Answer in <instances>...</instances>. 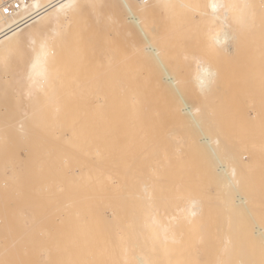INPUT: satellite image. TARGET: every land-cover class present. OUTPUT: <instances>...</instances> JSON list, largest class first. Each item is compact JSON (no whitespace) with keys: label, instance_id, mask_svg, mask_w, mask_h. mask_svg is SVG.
I'll use <instances>...</instances> for the list:
<instances>
[{"label":"bare ground","instance_id":"obj_1","mask_svg":"<svg viewBox=\"0 0 264 264\" xmlns=\"http://www.w3.org/2000/svg\"><path fill=\"white\" fill-rule=\"evenodd\" d=\"M52 1L55 0H38L28 13H35ZM61 2L66 0L46 8L40 16L22 27L12 28L18 23L17 18L0 23V58L14 53L18 42H23L26 49L24 61L12 59L7 67L0 64L1 108L12 112V102L6 101L11 89L16 94L13 97L18 105L13 114L5 113L0 117V161L5 162L0 176L6 183L17 185L28 181L24 172L16 171L22 162H28L30 171L33 151L19 161L12 159L13 148L15 145L28 148L32 141L27 136L29 129L41 128L44 140L41 153L36 154L39 160L32 173L37 176L42 172L43 178L41 182L29 180L32 191L30 204L25 206L19 222L20 225H32L33 229L35 226L42 230L47 264H134L139 259L147 264H264L262 251L256 246L264 247V226L252 217L257 195L254 192V197L251 193L245 195L243 191L245 174L251 164L259 160V146L239 148L229 132L230 127H223L226 131L222 129L226 120H223L224 124L221 120L222 126L213 120L217 114L223 117L230 111L227 118L237 116V108H234L240 91L236 90L237 54L243 49H261L264 52V0H215L235 8L229 12L227 20L223 10H218V18L214 21L209 7L214 0H74L78 8L60 10ZM138 2L145 5L143 14L135 7L131 10L125 7V4L135 5ZM37 4L39 7H34ZM189 4L200 5L199 10L206 15L193 20L191 9L182 7ZM100 6L108 12L103 26L95 13ZM133 14L148 26L147 38L140 26L130 19ZM223 32L227 33L226 42L215 43L213 36ZM33 35H56V54L54 60H50L54 79L50 84H44L43 89L39 82L33 85L27 79L34 55L28 46V38ZM172 51L175 56L168 57L166 52L170 54ZM94 62L101 69H96ZM175 63L172 69L171 65ZM182 63L185 65L181 66ZM176 68L181 69V74L178 71L175 75ZM209 70L215 73L214 81L210 87L202 89L201 81L207 85ZM186 78L190 82L186 83L187 86L192 85V89L188 87L190 90L186 87L187 91L183 90L185 86L179 85L181 82L186 85V81L181 80ZM238 82L240 84L241 81ZM159 86L166 88L163 89L166 95L170 93L168 97H163L164 91L162 93L163 89ZM225 86H234L237 91L235 98L231 93L227 94ZM224 89L226 92H222ZM157 90L161 93L159 91L158 94ZM171 93L178 96L173 97ZM186 93L195 99L202 96L203 108L208 101L209 105L206 103L205 107L212 114L218 105L222 107L218 111L215 109L217 113L211 119V112L204 109L209 114L207 116L206 112L199 111L202 110L198 102L201 99L196 100L200 105L194 102L195 106L193 97L192 101L191 98L190 101L185 100L189 98ZM250 94L249 97L253 98L246 100L251 110L248 111L253 117L264 115V82L254 84ZM159 95L164 101L158 99ZM168 98L175 101L167 103L165 100L168 101ZM231 101L234 105H230ZM163 102L174 104L166 107ZM220 103L227 105L226 109ZM169 114H175L176 118L173 120ZM14 115L21 120L15 128L11 122ZM206 118L216 126L210 125ZM190 124L196 126L202 136L193 126L188 127ZM177 127L189 136L190 131H196L195 134L199 135L196 140L186 137L193 142V146H199L198 150L197 147L196 150L191 148L192 142L184 141V137L179 140L181 138L177 137L174 129ZM212 128L220 130L216 133L210 130ZM223 131L232 136L228 135L231 141L234 140L236 146L233 147L239 148L237 152L232 151V147L228 149L230 153L225 159L220 157L224 156L222 149L226 145L217 149L214 144L221 139L213 137L216 133V136L220 134L225 139ZM14 134L21 136L16 139ZM226 139L229 140L227 135ZM122 145L131 149L132 155L126 156L127 151H119ZM159 145H162L161 148H158ZM202 148H205L204 151ZM261 149L264 150V146ZM168 151L173 154H168ZM185 151L190 155L198 152L195 159L192 155L191 163L194 159L192 164L195 166L198 161L199 167L190 163L193 169L190 174L195 176L198 172L199 177L203 175V180L198 182L197 175L194 178L189 175L191 180L186 183L181 180L176 183L174 191L171 188L169 195L159 196L162 168L170 165L173 155ZM206 153L208 159L212 156L215 160L206 159ZM199 155H204L206 159L199 158L203 166L199 164V159L196 160ZM203 162H209L208 169L211 167L214 171L209 169L211 173H207L209 171ZM201 166L206 172L203 168L199 169ZM131 171L135 173H131L128 181ZM212 172L215 173L212 176H216L215 183L211 182L213 192L208 193L211 191L206 188L209 185L206 179L214 181L213 177H208ZM214 184L217 186L215 189ZM203 186L207 193L204 189L201 191ZM215 190H220V195L218 191V194L214 193ZM258 195L260 197L261 193ZM213 200L220 204V207L217 206L220 211ZM209 208L214 209L215 215L218 211L220 219L226 217L221 220L223 225L219 224L221 234L220 237L216 234L220 240L218 243L213 242L212 237L209 240L210 234L215 238L214 227L210 229L208 225L212 211H207ZM192 211L196 212L195 216L191 215ZM228 211H231L230 216ZM213 214L211 217L215 218ZM2 216L0 211V222ZM205 216L208 222L205 224L210 226L208 230L203 225ZM236 216H239L238 219ZM249 216L255 225L251 228L241 226L240 221L246 217L250 219ZM211 230L213 233L207 234Z\"/></svg>","mask_w":264,"mask_h":264},{"label":"rangeland","instance_id":"obj_2","mask_svg":"<svg viewBox=\"0 0 264 264\" xmlns=\"http://www.w3.org/2000/svg\"><path fill=\"white\" fill-rule=\"evenodd\" d=\"M96 14H97V16L102 20V22L100 23L102 26L103 25H105V19L107 18V16H108V12H107V10H106V8L104 7V6H100L97 10H96V12H95ZM95 14V15H96ZM171 52V51H170ZM175 52H174V54H173V51H172V53H168V52H166V55L168 56V57H172V56H175ZM239 54V55H238ZM237 54V59H238V61H237V89L236 90H242L243 92H240V91H238L239 92V96H238V101L237 102H235L236 104V107H234V108H237L236 110H237V116H231L230 118H227L228 116H229V114H231V111L230 112H227V114L225 115V116H221L222 114H217V117H218V119H217V117L214 115V113L216 112L217 113V111L219 110L218 108L221 106V105H218L219 107L218 108H215V109H213V114H212V111L210 110V109H208L207 107H205V105H209V103H208V101L206 102V100L204 99V101L207 103H205L204 101V108H203V105H202V96H199L200 98H197V99H195L194 98V96H191V94H190V96H189V98L187 97V98H185V100H187L188 99V101H192V97L194 98V101H193V104H195V106L197 105V104H201L202 106V110H200L199 109V111L200 112H203V114H205L204 112H206V111H209V113L211 112V114H210V118H211V116H215V118L213 119L214 121H215V124H217L218 125V123H220V125L222 126V124H221V120H222V123H223V120L225 121L226 120V122H224V123H226L225 125H223L222 126V129L223 130H225V129H228L227 127L229 126L230 128H229V132H230V134H232V136H234L235 137V144L240 148H250V147H256V146H259V150L257 151L258 152V156H259V160L256 162H253L252 164H251V168L249 169V171H248V173H246L245 174V179H248V180H243V191L245 192V195H247V193L249 194V193H251L252 194V196L254 197V194L255 195H257L255 198H254V201H256V199L258 200V201H256L255 203V208L253 209V215H252V217L254 218V221H256V223H258V224H260V225H262V226H264V150H262L261 149V147L262 146H264V115H262V114H260V115H258V117L256 116V117H253L252 116V113L250 112L251 110L248 108V101H249V99L250 98H253V97H249V95H251L250 93H251V89H252V87H253V85L254 84H256V83H263L264 81V52H263V50H261V49H243V50H239V53ZM172 55V56H171ZM104 61V60H103ZM102 61V62H103ZM105 62V61H104ZM104 62H103V66H104ZM180 62V61H179ZM182 62V61H181ZM97 63V65H98V61L96 62ZM176 63H178L177 61H176ZM176 63L174 64V65H171V68L173 69V67L176 65ZM105 64H106V62H105ZM94 65H96L95 64V62H94ZM97 65H96V69L97 68H99V67H97ZM101 65V64H100ZM179 65H180V63H179ZM182 65H185V64H181V66ZM102 66V67H103ZM173 66V67H172ZM178 67V66H177ZM184 67V66H183ZM183 67H181L182 68V71H185V70H183ZM186 67V66H185ZM184 67V68H185ZM175 68V67H174ZM242 68V69H241ZM99 69H101V67L99 68ZM103 69V68H102ZM177 69V68H176ZM175 69V70H176ZM260 69V70H259ZM174 70V71H175ZM181 70V69H180ZM179 69H177V71H175V75L176 74H178V73H176V72H178L179 71V73L181 72ZM98 71H100V70H98ZM173 71V70H172ZM96 72H97V70H96ZM163 72L161 71L160 72V74H162ZM182 73H185V75H186V72H182ZM258 73V74H257ZM181 74V73H180ZM183 75V74H182ZM181 76V75H180ZM240 76V77H239ZM243 76V77H242ZM178 77V76H177ZM185 78V77H184ZM259 78V79H258ZM261 79V80H260ZM180 79H178V81H179ZM182 81H186L185 82V84L188 82V83H190L189 81H187V78H186V80L184 79H181ZM249 80V81H248ZM238 81H241L240 82V84H239V82ZM179 82H181V81H179ZM249 82V83H248ZM184 83H182L181 82V84L179 83V85H181L182 87L183 86H185V87H183V90H186L188 87H190V86H187V84L186 85H183ZM239 84V85H238ZM159 85V84H158ZM178 85V86H179ZM247 85V86H246ZM245 86V87H244ZM250 86V87H249ZM161 89H163L162 88V86H159ZM158 87V88H159ZM187 87V88H186ZM191 87H192V85H191ZM190 87V89H192ZM226 87V86H225ZM224 87V88H225ZM229 87H231V85H229ZM229 87H226L225 89L226 90H228V92H227V94H229V93H231V95H233V98H235L236 97V95H237V91H235V88H234V86L232 87V88H229ZM11 88H14V86H11ZM242 88V89H241ZM164 89H166V88H164ZM162 90V93H163V91H164V94H165V96H163V97H168V94H170V93H168L167 95H166V93H165V91L166 90ZM182 89V88H181ZM189 89V88H188ZM189 89V90H190ZM223 90L222 92H226V90ZM230 89V90H229ZM232 89H233V92H232ZM173 90V89H172ZM249 90V91H248ZM160 91V90H159ZM159 91L157 90V93L159 94ZM182 91V90H181ZM187 91V90H186ZM185 91V92H186ZM168 92H169V90H168ZM172 92V91H171ZM176 92V91H175ZM235 92V93H234ZM247 94H246V93ZM160 93H161V91H160ZM177 93V92H176ZM176 93L175 94H172L171 93V95H173V97H177V96H174V95H176ZM234 93V94H233ZM183 94H184V92H183ZM241 94V95H240ZM14 95H16L15 93H13V91H12V89L10 90V92H9V98L6 100V101H11L12 102V105H13V110H12V112H7V111H3L2 110V108H1V105H0V117H2L5 113H6V115L7 114H13L14 112H15V110H16V108H17V99L16 98H14L13 96ZM161 95V94H160ZM160 95H159V100L160 101H164V99H163V97H161L160 98ZM170 95V96H171ZM235 95V96H234ZM243 95L245 96V97H243ZM184 96H185V94H184ZM195 96L197 97V94H195ZM241 96V97H240ZM246 96L248 97V98H246ZM173 97H169V98H173ZM186 97V96H185ZM168 98V101L167 100H165L167 103L169 102V100L172 102V100L171 99H169ZM191 98V99H190ZM242 99V100H240V99ZM163 99V100H162ZM166 99V98H165ZM176 99H178V98H176ZM190 99V100H189ZM199 99H201V100H199ZM231 99V98H230ZM181 99H179L178 101H180ZM199 102H197V101ZM236 100H237V98H236ZM236 100H233V101H236ZM246 100H248V101H246ZM173 101H175V99L173 100ZM177 101V100H176ZM177 101V102H178ZM223 101H226V100H223ZM223 101H219V102H223ZM233 101H231V103H230V105H234V103L232 104V102ZM166 102H165V104H164V102H163V105H166ZM180 102H182V101H180ZM194 102H196V103H194ZM230 102V101H229ZM229 102L227 103L228 105H229ZM241 102H242V104H241ZM246 102V103H245ZM176 103V102H175ZM192 103V102H191ZM218 103V102H217ZM224 103H226V102H224ZM223 103V104H224ZM245 103V104H244ZM174 104V103H173ZM172 103L171 104H167L166 105V107H170L169 105H173ZM199 104V105H200ZM220 104H222V103H220ZM222 104V105H223ZM180 105V103L177 105L176 104V106H179ZM198 105V106H199ZM240 105V106H239ZM244 105H246L245 107H243ZM175 106V105H174ZM173 106V107H174ZM175 106V107H176ZM197 106V107H198ZM227 106V105H226ZM226 106H224L223 105V107L225 108ZM222 107V106H221ZM244 109H243V108ZM242 108V109H241ZM173 109V108H172ZM206 111H205V110ZM226 109V108H225ZM227 109H231V108H227ZM233 109V108H232ZM176 110V109H175ZM174 110V111H175ZM215 110V111H214ZM224 110V109H223ZM222 110V111H223ZM248 110H250V111H248ZM177 111V110H176ZM226 111V110H225ZM225 111H223L224 112V114L226 113ZM244 111V112H243ZM221 112V111H220ZM222 112V113H223ZM233 112H235V110L233 111ZM248 112V113H247ZM250 112V113H249ZM219 113V112H218ZM244 113H245V115H244ZM206 114H207V112H206ZM223 114V115H224ZM233 114H235V113H233ZM168 115V114H167ZM171 114H169V116H170ZM247 115V116H246ZM172 117V119L174 120V118H176V116H175V114H172L171 115ZM173 116H175V117H173ZM206 115H204V117H205ZM207 116H209V114H207ZM221 117H222V119H221ZM225 117V118H224ZM253 117V118H252ZM18 118H20V117H18ZM208 118V117H207ZM206 118V119H207ZM239 118V119H238ZM252 120H251V119ZM212 119V118H211ZM215 119H217V120H215ZM248 119V120H247ZM20 120V119H19ZM18 119H17V116L16 115H14L13 116V118H12V120H11V122H12V125H13V127L15 128L16 127V125H17V122L19 121ZM220 120V121H219ZM257 120V121H256ZM261 122H260V121ZM21 121V120H20ZM210 125H211V123H210V121H209V119H207L206 120ZM206 121H204L205 122V124H206ZM212 121V120H211ZM213 121V122H214ZM219 121V122H218ZM251 121V122H250ZM254 121V122H253ZM259 121V122H258ZM175 123H176V120L174 121ZM183 122V121H182ZM185 122V121H184ZM217 122V123H216ZM252 122H253V125H252ZM178 123H179V119H178ZM177 123V124H178ZM181 123V122H180ZM223 123V124H224ZM228 123V124H227ZM256 123H257V125H256ZM262 123V124H261ZM177 124H176V126H177ZM181 124H183V123H181ZM189 124V123H188ZM205 124H203V126L205 125ZM212 124H214V123H212ZM214 124V125H215ZM259 124V125H258ZM261 124V125H260ZM228 125V126H227ZM231 125V126H230ZM247 125H248V127H247ZM190 126H193V128L195 129V130H197L195 127L196 126H194V125H192V124H190L188 127H190ZM203 126H202V128H203ZM207 126H208V124H207ZM213 126V125H212ZM216 126V125H215ZM227 126V127H226ZM173 127H175L174 125H173ZM179 127V126H178ZM177 127V128H178ZM184 127L186 128L187 126H185V123H184ZM182 128V129H185V128ZM205 127H206V125H205ZM211 127V126H210ZM209 127V128H210ZM214 127V126H213ZM217 127H219L220 129H221V127L220 126H217ZM223 127H225V129L223 128ZM177 128H174V129H176V135H177V137L178 138H181V139H179L180 141H182L184 138V141H186V140H188V138L186 137V136H189V135H186V134H188L187 132H185V133H183V131L181 132L180 130H179V128L177 129ZM192 128V127H191ZM208 128V129H209ZM216 128V127H215ZM219 128H217V130L219 129ZM246 128V129H245ZM251 128V129H250ZM255 128V129H254ZM193 129V130H194ZM214 128H212V129H210V130H212V131H214V132H216V133H218V131L217 130H213ZM219 129V130H220ZM222 129L220 130V131H222ZM186 130H187V128H186ZM192 130V131H193ZM204 130H205V128H204ZM207 130V129H206ZM210 130L208 131V132H210ZM178 131H180L179 133H178ZM198 131V130H197ZM203 131V130H202ZM226 131V130H225ZM225 131H223V134H225ZM198 132H200V131H198ZM205 132V131H204ZM208 132H207V134H208ZM229 132H227V133H229ZM196 131L195 132H189V134H191L189 137L190 138H192V141H193V137H194V140H196L197 138H199V135H201V132L199 133V135L197 136L196 134ZM206 133V132H205ZM216 133H214L215 134V136H213V137H215V138H220L221 140H219V139H215V140H219V145L218 144H214L215 145V147H217V149L220 147H224L225 145L228 147H224L223 149H222V151L224 150V152H225V154H224V152L222 153L224 156L223 157H220V158H224L225 159V156L227 155V153L229 154L230 152H229V150L230 149H232L233 148V150L232 151H236L237 152V149H239V148H235V147H233V146H236L234 143H233V141H231L230 139H229V136H231L230 134H225V136H224V138L225 139H222V137H220L219 135L218 136H216ZM220 133V132H219ZM255 133V134H254ZM185 134V136H183ZM210 134H213V132H210ZM222 134V133H221ZM260 134V135H259ZM179 135V136H178ZM195 135H196V137H195ZM226 135H227V137H228V139L229 140H227L226 139ZM229 135V136H228ZM236 135V136H235ZM248 135V136H247ZM21 136V135H20ZM19 135H17V134H14V137L16 138V139H18L19 137H20ZM27 136H28V138H31L32 139V141H31V143H30V146L28 147V148H26V149H22L19 145L18 146H16L15 145V147L13 148V155H12V159L13 158H16V159H18L19 161H22L23 160V158H27V156H28V154L30 153V152H32L33 151V155H32V165L30 166V171L28 170V162H26V163H21V165H20V168H19V170L18 171H16V172H18V173H23L24 172V177H25V179H27L28 181L26 182V181H24V183L23 184H19V185H17V184H13V183H6L5 182V180L0 176V205H1V207H0V211L1 212H3V216H2V218H3V220L0 222V261H7V262H22V264H47V259H46V256H45V244H44V240L42 239V237H41V229H39L38 227H35L34 226V229L32 228L33 226L32 225H20V222H19V220H20V217H22L23 215H24V212H25V210L24 209H26L25 208V206H27L28 204H30L29 203V199H30V195L32 194V191H31V189H30V182H29V180H38V181H42L41 179L43 178V175H42V172H40V173H38L37 174V176H34V174L32 173V169L36 166V164H38V160H39V156H37L36 154L37 153H41V149H42V145H43V140H44V133L42 132V130H41V128L39 129V130H37V129H34V128H30L29 129V132H28V134H27ZM202 136V135H201ZM200 136V137H201ZM212 136V135H211ZM222 136V135H221ZM231 136V137H232ZM260 136V137H259ZM184 137V138H183ZM187 138V139H186ZM253 139V140H252ZM191 140V139H190ZM225 140H227V141H225ZM256 140V141H255ZM191 141V142H192ZM221 141V142H220ZM229 141H231V142H229ZM241 141V142H240ZM243 141V142H242ZM187 142H189V140L187 141ZM191 142H189V144L191 143ZM253 144H252V143ZM216 143V142H215ZM233 143V144H232ZM243 143H245L244 144V146H243ZM247 143L249 144V147H248V145H247ZM193 144V142L190 144V146ZM232 144V145H231ZM252 144V145H251ZM183 145V144H182ZM231 145V146H230ZM241 145V146H240ZM123 147H121L120 149H119V151H121V152H123V151H127L125 154H126V156H130V155H132V153H133V151L131 150V149H128L125 145H122ZM161 146L162 145H159L158 146V148H161ZM184 146V148L186 149L188 146H185V145H183ZM219 146V147H218ZM196 147H197V150H198V147L199 146H196V145H192L191 146V148H195L194 150H196ZM232 147V148H231ZM181 148H182V151H183V147L181 146ZM219 148V149H220ZM227 148V149H226ZM187 149H189V148H187ZM203 149V151H204V149L205 148H202ZM229 149V150H228ZM235 149V150H234ZM256 149H258V148H256ZM192 150V149H191ZM194 150H192L193 152H194ZM208 150V149H207ZM228 150V151H227ZM189 151V150H188ZM188 151H185V152H182V153H180V155H177V154H175V155H173V159H172V162L170 163V165H168V166H165V167H163L162 169H163V171L161 170V173H160V182H159V186L160 187H158V188H162V190H160V192H158L159 193V196H162V195H169L172 191H171V188H174L173 189V191L176 189L175 187H176V183L177 184H179V182L182 180L183 181V183H186L188 180H191V179H189V175L190 176H193V178L194 177H196V175H197V173H195L196 175L194 176V175H191L190 174V172H192L191 171V164L193 163L194 164V159H195V154L197 155V151H195V154L192 152L191 154L194 156V159H193V162L191 163V158H193V156L192 155H190L189 153H188ZM201 151V150H200ZM217 151V150H216ZM221 150H218L217 152H222ZM227 151V152H226ZM242 151V150H241ZM187 152V153H186ZM190 152V151H189ZM207 152V151H206ZM208 152H209V150H208ZM2 153V152H1ZM168 154L169 153H171V154H173L172 152H170V151H168L167 152ZM219 154V153H218ZM189 155L191 156V157H189ZM200 155H201V152H200ZM199 155V157H196V160H198L199 158L201 159L203 156H200ZM206 156H204L206 159H208V154L206 153L205 154ZM210 156V155H209ZM221 156V155H220ZM203 157V159H204V161L206 160L205 158ZM211 158V160H215V158L214 159H212V156L211 157H209V159ZM199 159V164H201L202 165V163H201V160ZM203 159H202V161H203ZM208 159V160H209ZM224 159H222V160H224ZM210 160V161H211ZM174 161V162H173ZM11 163H12V161H10ZM191 163V164H190ZM197 164L195 165V166H198L199 167V165H198V161L196 162ZM204 163V167L206 168V169H208V165H209V162L207 163H205V162H203ZM214 164H215V161L213 162ZM212 163V164H213ZM4 164H5V162H1L0 161V172H1V170H2V168H3V166H4ZM190 164V165H189ZM192 164V165H193ZM208 164V165H207ZM211 164V163H210ZM207 165V166H206ZM194 166V165H193ZM194 166V167H195ZM203 166V165H202ZM200 167L199 169H201V168H203V167ZM210 167V166H209ZM214 167V166H213ZM253 167V168H252ZM170 170H169V169ZM11 169V168H10ZM165 169V170H164ZM183 169V170H182ZM195 169H197V171H199V169L198 168H195ZM204 169V168H203ZM202 169V170H203ZM206 169H204V171L206 172ZM209 169H211V167L209 168ZM208 169V171L209 172H207V173H211L210 171L211 170H213V168L211 169V170H209ZM7 170H9V168H7ZM193 170V169H192ZM172 171V172H171ZM184 171V172H183ZM214 171V170H213ZM250 171H252V172H250ZM132 172H134L135 173V171H131L130 172V174H128V177H127V179L128 178H130L131 179V173ZM186 172V173H185ZM194 172V171H193ZM202 171H200V173H201ZM205 172H203L202 174H204V176L206 175V173ZM249 172H250V174H249ZM12 173V172H11ZM127 173H129V172H127ZM126 173V174H127ZM180 173V174H179ZM185 173V174H184ZM213 174H211V176H208L209 177V179L210 178H212L214 175H215V173L214 172H212ZM125 174V175H126ZM163 174L165 175V176H163ZM194 174V173H193ZM13 175H14V173H13ZM185 175V176H184ZM201 175V174H200ZM213 175V176H212ZM30 176V177H29ZM188 176V177H187ZM198 177H199V175H197ZM207 176V175H206ZM13 177V176H12ZM207 177V178H208ZM216 177V176H215ZM215 177H213V179L212 180H214V178ZM205 178V177H204ZM243 178H244V176H243ZM130 179H128V181H130ZM163 179H166V181H163ZM198 179V178H197ZM200 179H202L203 180V175H202V177H199V180H198V182L200 181ZM206 179V178H205ZM217 179V178H216ZM201 180V181H202ZM211 180V179H210ZM210 180H207L206 179V184H209V185H207L208 187H206L205 186V184H204V182H202L203 184H204V186L208 189V190H210L211 192H208L207 190H206V188L203 186V188H202V190L201 191H206V193L208 192V193H212L213 191H212V183L214 182L215 183V180L214 181H210ZM209 183H208V182ZM219 181V180H218ZM218 181H216V183L218 182ZM194 182H196L195 180H194ZM193 182V183H194ZM197 182V183H198ZM212 182V183H211ZM182 183V182H181ZM182 183V184H183ZM189 183V182H188ZM201 183V184H202ZM211 183V184H210ZM242 183V182H241ZM192 184V183H191ZM196 184V183H195ZM200 184V183H199ZM219 184H220V182H219ZM187 185V184H186ZM189 185V184H188ZM182 186H184V184L182 185ZM191 187L193 186V185H190ZM195 186H197V185H195ZM199 186V185H198ZM214 186L215 187H213L214 189L217 187L215 184H214ZM187 187V186H186ZM200 187V186H199ZM193 188V187H192ZM220 188V187H219ZM219 188H217V189H219ZM204 189V190H203ZM166 190V191H165ZM252 190V191H251ZM258 190L260 191V192H258ZM217 191L219 192V195H220V190H215L214 191V193H216V194H218L217 193ZM252 192H254V194L252 193ZM261 193V195H260V197H259V195H258V193ZM164 193V194H163ZM223 193V192H222ZM244 194V193H243ZM215 195V194H214ZM263 195V196H262ZM262 197V198H261ZM217 199H218V197H217ZM262 199V200H261ZM38 201L39 202H41L42 201V199H38ZM214 202H215V200H213ZM218 202H220L219 200H217ZM215 205H216V208H217V206L218 207H220L219 205L220 204H217V202H215ZM221 205H223V203L221 204ZM213 207V206H212ZM215 207V206H214ZM213 207V208H214ZM222 208H223V206H221ZM213 208H209L207 211H209V210H214ZM257 208V209H256ZM219 211H220V209L219 208H217ZM259 209V210H258ZM223 210H224V208H223ZM229 210V209H228ZM233 210V209H232ZM258 210V211H257ZM212 211H211V216H212ZM31 212V211H30ZM214 212V214L213 215H215V211H213ZM221 212H222V210H221ZM208 213H210V212H208ZM224 213V211L221 213V214H223ZM228 213H230L229 214V216L231 215V211L229 212L228 211ZM234 214H236V212L234 213ZM255 214V215H254ZM217 215V216H216ZM216 215H215V218H217L218 217V219H217V222L215 221V218H213V217H211L210 215V217L208 218V216H207V218H208V220H209V224H208V222H207V219H206V216L204 217L206 220L205 221H203V225L205 224V222H206V224H208V225H210L209 227H210V229L212 228V227H214V228H212L213 230H214V234H215V238H213V236H212V234H210V233H213V231L211 232H207V234L209 233L210 235V237H209V240H210V238L212 237V240L214 239V241L213 242H216V243H218V242H220V240H218L217 239V236H219L220 237V234H221V231H220V229H219V224L220 225H223L222 223V219H223V217H225V216H223L222 217V219H220L221 217H220V215L218 214V211H217V213H216ZM224 215H226L227 216V213H225ZM242 215V214H241ZM246 215H248V214H246ZM235 216V215H234ZM239 216H240V213H239ZM239 216H236L237 217V219H238V217ZM245 216V215H244ZM228 217V216H227ZM250 217V216H249ZM213 218V219H212ZM226 218V217H225ZM210 219L211 220H214V221H210ZM242 219V218H241ZM243 219H245V220H243ZM242 220L243 221H240V223L239 224H241V226H247L248 228H251L252 226H254L255 225V223H254V221L253 220H251V217H250V219L248 218V217H246V218H243ZM222 220V221H221ZM247 220V221H246ZM237 221V220H236ZM249 221V222H248ZM253 221V222H252ZM212 222V223H211ZM214 222H216L215 224H214ZM243 222V223H242ZM205 224V226L207 227V225ZM212 224H214V225H212ZM244 224V225H243ZM24 227V228H23ZM206 227H204V228H206ZM209 227H207V229L206 230H208L209 229ZM216 227V228H215ZM219 230H218V229ZM242 228V227H241ZM29 229V230H28ZM241 230V229H240ZM28 231V232H27ZM220 231V232H219ZM30 232V233H29ZM27 233V234H26ZM25 234V235H24ZM213 234V235H214ZM216 234H218L217 236H216ZM1 236H2V238H1ZM38 236V237H37ZM222 236V235H221ZM218 237V238H219ZM39 238H41V240H39ZM43 240V241H42ZM256 246H258V250L260 251V249H261V254H263L262 255V257H264V247H262V246H259V245H256ZM256 246H254V247H256ZM260 248V249H259ZM256 249V250H257ZM114 264V263H113Z\"/></svg>","mask_w":264,"mask_h":264},{"label":"snow or ice","instance_id":"obj_3","mask_svg":"<svg viewBox=\"0 0 264 264\" xmlns=\"http://www.w3.org/2000/svg\"><path fill=\"white\" fill-rule=\"evenodd\" d=\"M34 7H39V5L38 4L34 5ZM78 7L79 6L74 3V0H66V2L60 3V10L76 9ZM125 7L129 8V10L135 7L136 11L141 14L145 12V5L142 2H138L135 5L125 4ZM182 7H187L191 9L193 13V20H195L197 16L203 17L206 15V13H203L199 10L200 5L189 4V5H182ZM209 7L211 8L213 21L218 18L216 15L218 10H223L224 19L227 20L229 12L235 8L234 5L217 3L215 2V0L209 5ZM4 11L7 12L8 9L5 8ZM130 19L140 26V30L144 33L145 37L147 38L149 30L145 22L139 19L135 14H133L130 17ZM56 35H59V33H57ZM56 35L53 36L33 35L28 38V46L31 48V51L32 53H34V55L30 60L31 68L27 73V79L33 85L39 82L42 89L44 84H50L52 79H54V72L50 70V60H54L56 54L54 47ZM226 40H227L226 32L217 33L213 36V41L218 44H222L226 42ZM158 55L159 54L157 53V56ZM25 56H26L25 46L23 42H18L15 52L9 53L5 57L0 58V64H3L5 67H7L12 59H19L21 61H24ZM214 77H215V73L209 70L207 72V85H205L204 81H201L202 89L205 88L206 86L210 87L214 81ZM216 143L219 145V141H216ZM233 175H235L234 171H233ZM191 215L195 216L196 212L192 211ZM0 264H22V262L0 261ZM134 264H147V262L143 259H139L136 260Z\"/></svg>","mask_w":264,"mask_h":264},{"label":"built area","instance_id":"obj_4","mask_svg":"<svg viewBox=\"0 0 264 264\" xmlns=\"http://www.w3.org/2000/svg\"><path fill=\"white\" fill-rule=\"evenodd\" d=\"M38 0H0V23H5L12 18H17L18 23L14 27H22L40 16L46 8L53 6L60 0L52 1L35 13H28L29 8ZM8 11L5 12L4 9ZM11 29V28H10Z\"/></svg>","mask_w":264,"mask_h":264}]
</instances>
